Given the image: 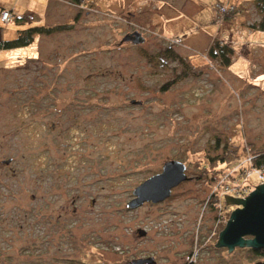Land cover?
<instances>
[{"label":"rangeland","instance_id":"1","mask_svg":"<svg viewBox=\"0 0 264 264\" xmlns=\"http://www.w3.org/2000/svg\"><path fill=\"white\" fill-rule=\"evenodd\" d=\"M202 2L64 0L45 20L26 13L1 26L3 40L42 24L63 29L0 50V264L264 260L213 245L239 207L224 194L243 198L264 182L247 160L264 151L263 14L256 0ZM134 30L142 43L121 42ZM213 42L233 48L227 67L208 54ZM224 145L237 159L204 174ZM170 159L189 179L163 201L128 207L133 188Z\"/></svg>","mask_w":264,"mask_h":264},{"label":"water","instance_id":"2","mask_svg":"<svg viewBox=\"0 0 264 264\" xmlns=\"http://www.w3.org/2000/svg\"><path fill=\"white\" fill-rule=\"evenodd\" d=\"M143 41V36L137 30L125 34L121 39V42L132 44ZM9 162L10 159L3 161L5 164ZM185 170V164L179 160L165 161L160 172L151 175L133 188V197L127 206L135 208L144 202L163 201L170 195L172 188L189 179ZM224 202L239 207L230 212L213 245L225 247L227 252H231L235 247L264 249V182L257 184L243 198L224 194ZM147 261L148 259H137L130 264H144ZM252 264H264V260H257Z\"/></svg>","mask_w":264,"mask_h":264},{"label":"trees","instance_id":"3","mask_svg":"<svg viewBox=\"0 0 264 264\" xmlns=\"http://www.w3.org/2000/svg\"><path fill=\"white\" fill-rule=\"evenodd\" d=\"M69 2H71L72 5L75 4L76 6L79 7V4H78L79 0H69ZM256 2H257L256 5H260V7H261L260 11L262 12L263 16H262V20L260 22V25L262 27H264V0H256ZM219 4H221V3H219ZM214 6H215V4H214ZM232 7H233L232 10H235L234 6H232ZM219 15L224 17V15H222L220 13H219ZM14 19H17L19 21L21 20V18L16 17V16L14 17ZM217 19H220V17H218ZM62 29H63L62 25L46 26V25L42 24V25L28 27V28L23 29V30H19V31H17V34L13 39H9V40L1 39L0 40V50L28 45L32 41L34 34H38V35L51 34L55 31H60ZM260 30H263V29H260ZM208 54L212 58L218 59L219 62L223 66L227 67L231 63V56L233 55V49L229 45H226V44L219 45L218 43L213 42L211 44V46L209 47ZM171 83H173V80L170 81L169 83L167 82L163 86L162 90L166 89V87ZM244 150L249 151L250 149L248 150L245 147ZM221 153L222 154L220 156H214L215 158L214 157H206V160H208V162H210L212 164L213 168H212V170H208V171L205 170L204 174H207V173L209 174V171L217 174L218 172L221 171V169L226 168V166L231 162V160L233 161L234 158L236 160L237 157L239 156V154H238L239 152L237 153L236 148H229L226 145L223 146ZM251 164H252V167H254V168L264 167V151L259 152V153L254 152L252 155ZM205 167H204V169H205ZM250 252L254 256L264 257V249H256V250L250 249Z\"/></svg>","mask_w":264,"mask_h":264},{"label":"crops","instance_id":"4","mask_svg":"<svg viewBox=\"0 0 264 264\" xmlns=\"http://www.w3.org/2000/svg\"><path fill=\"white\" fill-rule=\"evenodd\" d=\"M61 1L63 2L64 0H48L46 3H43L42 6H40V7L36 6L35 4H30V3L25 4L24 7H19V8H17L15 5L8 6V5L5 4V5H2L0 7V10L2 8H9V9L12 10L13 14L16 17L22 16L23 14H26V13H31V14H33V16H32L33 18H31L30 21H35V20H38V19H41V18H43L45 20V19H47L48 13L50 12L49 11L50 7L53 6V5H55V4H59L60 5ZM194 3H198L199 4V7L204 6L202 4L203 3L202 0L201 1L200 0H194ZM169 7H171V6H169ZM155 10H156V8H155ZM151 11L153 12L154 9H149V13ZM12 22H14L16 24H22L24 22H27V20L26 19H23V20H20L19 21L17 19L16 20L13 19ZM2 25L3 24L0 22V38H2V33L4 32V27H1ZM10 31H13V30H10ZM261 31H264V30H261ZM16 34H17V32H16Z\"/></svg>","mask_w":264,"mask_h":264},{"label":"built area","instance_id":"5","mask_svg":"<svg viewBox=\"0 0 264 264\" xmlns=\"http://www.w3.org/2000/svg\"><path fill=\"white\" fill-rule=\"evenodd\" d=\"M89 1H91V0H79V7H83L84 5H86ZM215 7H216V9H218V13H220V14H223V13H225L226 12V10H227V8L224 6V5H219V3H217V4H215ZM232 9L233 7L232 6H229L228 7V9ZM14 17H15V15L13 14V12H12V10L11 9H9V8H2L1 10H0V22L2 23V24H6V23H8V22H10V21H12L13 19H14ZM218 21H221V20H219V19H217ZM247 151V150H246ZM249 153H246L245 154V156L246 155H248ZM251 159H252V156L251 157H248V162L249 163H251ZM251 168H252V170H254V171H261V170H264V167H260V168H254V167H252V164H251ZM234 174H233V176H237V173H236V171H234L233 172ZM227 189V191H230V192H232V190L229 188V187H227L226 188ZM217 217V216H216ZM218 218V217H217Z\"/></svg>","mask_w":264,"mask_h":264}]
</instances>
